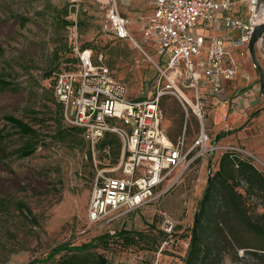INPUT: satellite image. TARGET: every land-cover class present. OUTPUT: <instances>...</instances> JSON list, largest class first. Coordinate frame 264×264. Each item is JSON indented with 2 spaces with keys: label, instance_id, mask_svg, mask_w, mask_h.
<instances>
[{
  "label": "rangeland",
  "instance_id": "374dc122",
  "mask_svg": "<svg viewBox=\"0 0 264 264\" xmlns=\"http://www.w3.org/2000/svg\"><path fill=\"white\" fill-rule=\"evenodd\" d=\"M252 1L255 12L263 13V5ZM118 6L129 19L132 36L140 47L130 41H117L101 30L103 8L98 0H0V78L13 86L0 93V264H56L63 252L48 257L56 245L64 242L76 245L99 234L113 235L121 229L145 233L147 241L124 247L116 241L120 239L112 236L108 250H95L103 253L109 264H183L197 203L208 171L213 172L217 167L219 151L193 160L180 175L176 171L164 184L163 194L152 202L133 210L114 212L108 220L93 223L87 211L94 177L98 171L120 175L121 145L111 136L114 144L110 159L98 147L92 152L82 134L62 131L69 126L60 120L52 93L50 74L57 66H63L59 49L67 44L62 20L74 18L78 23V43L103 54L110 74L127 86L131 97L152 91L156 69L151 59L156 56L147 43L139 40L141 28L152 14L151 0H120ZM213 30L224 36L238 34L221 22ZM242 51V47L234 48L230 58L235 66L245 67L252 75L258 74L259 83V73L252 67L250 55ZM255 54L264 72V40L255 46ZM245 57L249 60L247 64L243 62ZM183 90L192 98L191 89ZM160 107L163 123L167 125L171 121L169 126L174 134L184 126L188 148L200 133V122L191 113L187 119L183 106L174 96L161 98ZM208 107H204L206 145L214 144L208 129L209 125H216ZM34 111L44 120L41 126L35 125L38 128L35 140L20 135L5 120L6 115H13L30 122ZM257 114L259 111L251 112L250 118ZM251 122L254 132L260 125ZM250 136L249 133L246 137ZM30 143L32 154L21 157L19 149ZM243 144L240 140L231 145L249 152ZM253 151L249 153L256 159H248L264 174L260 164L264 163V156L256 149ZM167 217L175 224L170 234L164 230ZM159 231L169 235L167 240H161ZM238 253L241 255L242 251ZM224 264H231L228 257Z\"/></svg>",
  "mask_w": 264,
  "mask_h": 264
},
{
  "label": "built area",
  "instance_id": "2783aa9c",
  "mask_svg": "<svg viewBox=\"0 0 264 264\" xmlns=\"http://www.w3.org/2000/svg\"><path fill=\"white\" fill-rule=\"evenodd\" d=\"M98 1L103 8L101 30L113 39L140 47L132 36L129 19L118 9L119 0ZM151 4V17L141 28L139 38L156 56L151 59L156 77L149 94L131 97L127 86L110 74L102 53L93 56L91 51L81 49L76 18L66 25L67 47L76 61L63 63L72 69L53 73V94L61 106L62 122L81 129L92 152L107 133L114 134L121 145L120 175L98 171L94 177L87 211L93 223L159 198L166 190L164 184L176 171L180 175L205 154L219 149L241 159H256L234 145H206L204 107L208 99L227 102L220 93L235 75L229 54L242 47V53L249 55L252 30L264 23V12L257 14L252 0H151ZM258 5L264 7V2ZM220 22L238 32L237 36L215 33L219 31L213 27ZM263 40L260 38L256 46ZM182 87L192 90V98ZM167 95L181 103L187 119L191 113L200 122V133L188 148L184 134L172 142L162 128L160 99ZM229 108L239 111L234 97L229 99ZM228 113L227 108L224 118ZM102 150L109 155L110 144ZM260 164L264 169V163ZM174 225L167 217L164 230L170 234Z\"/></svg>",
  "mask_w": 264,
  "mask_h": 264
},
{
  "label": "trees",
  "instance_id": "16d2710c",
  "mask_svg": "<svg viewBox=\"0 0 264 264\" xmlns=\"http://www.w3.org/2000/svg\"><path fill=\"white\" fill-rule=\"evenodd\" d=\"M70 23L68 20H62L65 27ZM81 49L91 51L93 56L97 53L92 47L81 45ZM59 50L62 63H75L76 60L67 44ZM63 66H57L51 74L49 72L52 93L53 73L72 69ZM12 87L11 82L0 78V93L11 90ZM56 103L61 120V106L57 100ZM31 117L30 122H27L13 115H6L5 120L20 135L35 140L38 135L35 125L41 126L44 120L37 111L32 112ZM62 131L82 134L81 129L75 127ZM111 136L116 137L111 133L105 134L98 148L102 150L106 144H110L111 150L114 144ZM32 152L31 143L19 149L21 157L29 156ZM258 208L261 211H258ZM159 234L161 240H167L169 236L163 231H159ZM145 235L142 232L121 229L113 235L99 234L76 245L67 242L58 244L51 249L48 257L52 258L63 252L57 258L56 264H109L103 253L95 251L97 248L108 250L112 236L120 239L116 241H120L124 247L135 246L143 240L147 241ZM239 251H242L241 255ZM225 257H228L231 264H264V174L249 159L231 156L228 151L221 154L216 169L213 172L209 170L206 185L193 216L188 246L182 261L183 264H224Z\"/></svg>",
  "mask_w": 264,
  "mask_h": 264
},
{
  "label": "crops",
  "instance_id": "0c3cea01",
  "mask_svg": "<svg viewBox=\"0 0 264 264\" xmlns=\"http://www.w3.org/2000/svg\"><path fill=\"white\" fill-rule=\"evenodd\" d=\"M120 13L122 14L121 11ZM215 33L222 34L221 32ZM248 61L246 57L243 60L244 64L249 63ZM238 63L239 65L241 64L239 61ZM257 78L258 74L257 76L252 75L245 67L239 68V66L236 65L234 79L225 82L220 93L221 98L227 102L216 103L210 99L206 100L205 108L209 106L208 109L212 111L216 122V125H209L210 128L208 129L211 136L214 138L213 143L216 146L231 145L242 140L247 151L254 153L253 150L256 149L264 156V95L260 90V84L256 81ZM233 97L238 102V112L232 111V109L229 108V99L231 100ZM227 108L229 109V113L227 117L224 118V112ZM254 111H259V114L251 119V112ZM250 120L253 121L254 124L260 125L259 128L253 129L254 132L251 130L253 123L251 122L250 124ZM170 123L171 121H169V124ZM169 124L165 125L162 120V128L164 129L166 137L170 141L175 142L180 136H183L184 126L177 134H174ZM249 133L251 136L247 138L246 136ZM217 134L219 138H217ZM217 152L216 160L218 162L219 157L224 151L218 149L213 153Z\"/></svg>",
  "mask_w": 264,
  "mask_h": 264
},
{
  "label": "water",
  "instance_id": "95a60500",
  "mask_svg": "<svg viewBox=\"0 0 264 264\" xmlns=\"http://www.w3.org/2000/svg\"><path fill=\"white\" fill-rule=\"evenodd\" d=\"M261 2H264V0H257V5L258 3H261ZM260 38H264V23L256 25L253 28L251 37H250V40L247 46L252 63L259 73L260 90L262 94L264 95V72L255 54V46H256L257 41Z\"/></svg>",
  "mask_w": 264,
  "mask_h": 264
},
{
  "label": "bare ground",
  "instance_id": "6f19581e",
  "mask_svg": "<svg viewBox=\"0 0 264 264\" xmlns=\"http://www.w3.org/2000/svg\"><path fill=\"white\" fill-rule=\"evenodd\" d=\"M134 45V43H132Z\"/></svg>",
  "mask_w": 264,
  "mask_h": 264
}]
</instances>
